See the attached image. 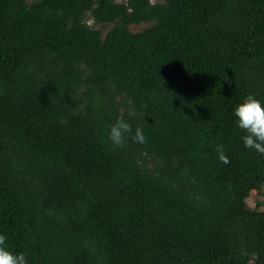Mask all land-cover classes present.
Masks as SVG:
<instances>
[{"label":"trees","instance_id":"16d2710c","mask_svg":"<svg viewBox=\"0 0 264 264\" xmlns=\"http://www.w3.org/2000/svg\"><path fill=\"white\" fill-rule=\"evenodd\" d=\"M247 94L264 0H0V234L28 264H264Z\"/></svg>","mask_w":264,"mask_h":264},{"label":"clouds","instance_id":"9594fccd","mask_svg":"<svg viewBox=\"0 0 264 264\" xmlns=\"http://www.w3.org/2000/svg\"><path fill=\"white\" fill-rule=\"evenodd\" d=\"M234 116L238 127L246 133L242 136L244 146L264 155V104L253 94H247L234 108ZM129 138L139 144L147 142L143 129L139 126L133 129L123 118L109 126L108 139L112 146L123 147ZM214 151L222 164L230 163L223 144H217ZM0 264H28L23 252L10 250L6 234H0Z\"/></svg>","mask_w":264,"mask_h":264},{"label":"rangeland","instance_id":"374dc122","mask_svg":"<svg viewBox=\"0 0 264 264\" xmlns=\"http://www.w3.org/2000/svg\"><path fill=\"white\" fill-rule=\"evenodd\" d=\"M33 0H27V2H32ZM145 27V25H139V26H132L130 27L131 31H139ZM248 204L250 207L255 206L256 202H260L264 205V185H262L258 190H253L248 195Z\"/></svg>","mask_w":264,"mask_h":264},{"label":"water","instance_id":"95a60500","mask_svg":"<svg viewBox=\"0 0 264 264\" xmlns=\"http://www.w3.org/2000/svg\"><path fill=\"white\" fill-rule=\"evenodd\" d=\"M261 234H262V236H263V238H264V227H263L262 230H261Z\"/></svg>","mask_w":264,"mask_h":264}]
</instances>
